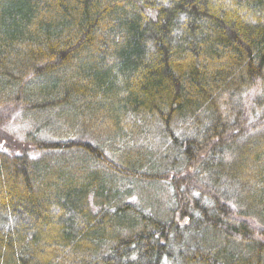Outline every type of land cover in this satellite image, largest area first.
I'll return each instance as SVG.
<instances>
[{"label":"trees","instance_id":"16d2710c","mask_svg":"<svg viewBox=\"0 0 264 264\" xmlns=\"http://www.w3.org/2000/svg\"><path fill=\"white\" fill-rule=\"evenodd\" d=\"M2 127L0 264H264V0H0Z\"/></svg>","mask_w":264,"mask_h":264},{"label":"rangeland","instance_id":"374dc122","mask_svg":"<svg viewBox=\"0 0 264 264\" xmlns=\"http://www.w3.org/2000/svg\"><path fill=\"white\" fill-rule=\"evenodd\" d=\"M58 14V13H57ZM44 17H48L47 16V14H46V12H38V17H35L36 18V21L38 20V23H40V22H43V21H45V20H43V18ZM54 18H52L51 19V21L54 23V26L53 25H51L53 28L52 29H49V31L48 32H45V34L47 33V34H50V33H53V31H54V29H55V24L57 23H60V20H61V18L59 19V18H56L55 16H53ZM248 17V16H247ZM40 21V22H39ZM28 29V28H27ZM29 30V29H28ZM27 31V30H26ZM40 32V35H42V33H41V30L39 31ZM27 33V32H26ZM44 34V35H45ZM46 34V35H47ZM39 35H38V33H37V37H38ZM35 37H36V34H35ZM78 65V69L81 67V65H83V64H77ZM76 71V70H75ZM81 72V71H80ZM82 72H83V70H82ZM85 72V71H84ZM68 80V78L67 79H63V81H65V83H66V81ZM91 89V88H90ZM40 95H41V98H43V97H49L50 95V92L49 91H47V89L45 88V89H43V90H40L39 92H38ZM90 92H88V94H89ZM86 94V93H85ZM111 107H110V105H107L106 106V111H104V112H106V113H109V111H111ZM74 118V117H73ZM8 120L7 121H3L2 123H5L6 124V126H7V124H8ZM114 122H115V120H114ZM105 125V124H104ZM103 125V126H104ZM102 126V127H103ZM106 126L108 127L109 126V128H110V126H112L113 127V124H106ZM105 128V127H104ZM1 132H2V134L0 135V137L2 138V139H4V136L6 135V134H9L8 133V131H7V129H6V127H2V129H1ZM260 198V197H259ZM224 246H226V245H224ZM242 250H243V248H242Z\"/></svg>","mask_w":264,"mask_h":264}]
</instances>
